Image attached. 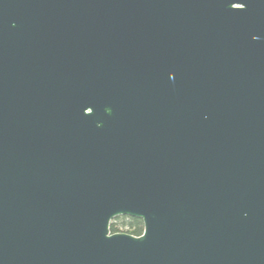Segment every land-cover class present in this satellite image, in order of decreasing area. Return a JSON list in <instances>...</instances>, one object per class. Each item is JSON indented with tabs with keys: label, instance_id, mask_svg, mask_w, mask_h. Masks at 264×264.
I'll return each instance as SVG.
<instances>
[{
	"label": "water",
	"instance_id": "95a60500",
	"mask_svg": "<svg viewBox=\"0 0 264 264\" xmlns=\"http://www.w3.org/2000/svg\"><path fill=\"white\" fill-rule=\"evenodd\" d=\"M0 264H264V0H0Z\"/></svg>",
	"mask_w": 264,
	"mask_h": 264
},
{
	"label": "trees",
	"instance_id": "16d2710c",
	"mask_svg": "<svg viewBox=\"0 0 264 264\" xmlns=\"http://www.w3.org/2000/svg\"><path fill=\"white\" fill-rule=\"evenodd\" d=\"M110 233H127L139 236L143 231V222L139 218L130 216H117L109 225Z\"/></svg>",
	"mask_w": 264,
	"mask_h": 264
},
{
	"label": "snow or ice",
	"instance_id": "6c2138e0",
	"mask_svg": "<svg viewBox=\"0 0 264 264\" xmlns=\"http://www.w3.org/2000/svg\"><path fill=\"white\" fill-rule=\"evenodd\" d=\"M245 7V5L244 4H238V5H236V8L237 9H243ZM90 111V110H89Z\"/></svg>",
	"mask_w": 264,
	"mask_h": 264
}]
</instances>
